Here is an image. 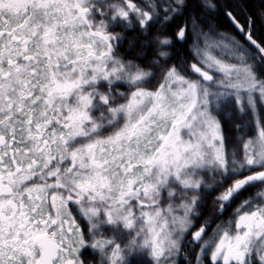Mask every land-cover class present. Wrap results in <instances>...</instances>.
Listing matches in <instances>:
<instances>
[{"label":"snow or ice","instance_id":"6c2138e0","mask_svg":"<svg viewBox=\"0 0 264 264\" xmlns=\"http://www.w3.org/2000/svg\"><path fill=\"white\" fill-rule=\"evenodd\" d=\"M0 264H264V0H0Z\"/></svg>","mask_w":264,"mask_h":264}]
</instances>
